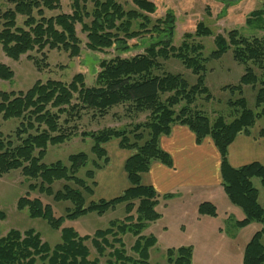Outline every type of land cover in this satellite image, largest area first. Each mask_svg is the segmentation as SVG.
<instances>
[{
    "label": "trees",
    "instance_id": "16d2710c",
    "mask_svg": "<svg viewBox=\"0 0 264 264\" xmlns=\"http://www.w3.org/2000/svg\"><path fill=\"white\" fill-rule=\"evenodd\" d=\"M13 1L14 9L0 13V44L5 55L16 61L29 57L33 51L44 54L45 59L44 51L48 50H63L69 52L70 57L78 56L81 43L76 31L78 24L92 51L111 49L117 43L122 45L144 33L160 34L167 40L150 44L144 53L132 58L104 60L96 87L86 86L84 75L77 74L69 84L57 80L38 81L27 92L0 93V118L20 120L15 133L18 145L14 144L12 136L0 135V176L21 170L32 180H40L30 185L32 191L38 190L52 196L55 202H70L73 206L66 209L65 216L55 218L51 205H45L40 199L31 200L29 196L22 198L19 209L29 208L33 218L47 220L53 229H62L63 241L51 248L35 231L11 230L0 238V264H99V259L90 260L89 241L100 257H110L107 264H150L149 252L157 245V240L144 236L143 232L150 223L159 220L157 207L162 196L141 180L153 162L173 166L170 156L160 147V139L169 136L176 123L189 127L198 145L208 138L213 141L221 158L224 191L230 202L245 214L237 226L245 228L253 222L262 226L246 246L243 264H264V204H260L259 190L253 184L254 179H260L264 189V166L254 162L233 168L228 161V149L236 137L264 119V37L250 40L237 30L231 31L228 37L215 36L216 50L210 59L221 58L233 47L236 61L246 67L241 85L225 89L242 92L243 86H252L257 93L256 110L249 109L242 97L229 102L238 112L231 122L223 115L211 120L195 106L199 95H208L202 73L206 71L204 62L209 58H204L203 45L192 41L191 34L185 36L179 47L173 45L174 12L168 11L167 16L158 19L149 30L150 15L157 13V5L151 0H130L135 9L128 11L116 0H69L71 14L49 18L45 10L59 9L61 0ZM18 16L25 17L23 26L17 25ZM253 18H264V4L253 13ZM136 24L137 29H134ZM195 36L210 37L214 32L201 22ZM170 58L179 59L199 75L198 83L191 86L183 76L165 72L163 62ZM255 66L260 75L255 72ZM13 78L11 68L0 64V79L12 81ZM178 106H181L179 110ZM116 107L124 108L126 116L149 113L148 119L133 126L106 127L79 134L74 123L81 121L84 113L91 112L92 118L103 119ZM260 134L264 137V129ZM78 136L93 141L91 150L97 158L93 161L96 169H88L85 178L78 176L89 165V156L84 152L70 155L69 165L61 161L51 165L43 163L49 146L62 145ZM115 141L119 142L120 149L130 152L125 164L130 187L118 197L100 199L87 206L85 194L93 198L96 173L109 163L106 146ZM102 159L103 165L99 161ZM58 182L65 184L55 191L53 185ZM120 204L126 205L124 220L98 230L94 236H81L74 228H62L67 220L75 221L92 212L103 216ZM198 212L217 216L216 207L208 202L202 203ZM5 219V213L0 212V221ZM128 234L136 239L131 248L136 257L126 251L124 238ZM167 257L168 264H193V249L191 246L169 249Z\"/></svg>",
    "mask_w": 264,
    "mask_h": 264
},
{
    "label": "rangeland",
    "instance_id": "374dc122",
    "mask_svg": "<svg viewBox=\"0 0 264 264\" xmlns=\"http://www.w3.org/2000/svg\"><path fill=\"white\" fill-rule=\"evenodd\" d=\"M125 10L135 9L130 0H116ZM157 5V13L150 15L151 23L148 29L157 23L160 18H165L168 11L176 15V29L173 36V45L179 47L187 34L192 35V41L203 45V56L209 58L204 62L206 71L202 73L204 85L208 89V95L201 94L197 97L195 103L196 110L202 111L211 120L223 115L228 122L237 117L238 112L229 104L240 98H245L249 109L256 110L257 89L252 86H243L242 92L231 90L225 87H236L241 85V79L246 73V67L236 61L234 48L231 47L221 58L214 59L210 56L216 50L214 42L215 36L223 35L228 37L231 31L237 30L242 37L250 40L264 37V18H253V13L259 10L264 2L262 0H151ZM13 0H0V13L15 8ZM71 14V2L61 0L60 8L56 10H45L46 17H54L59 14ZM25 17L18 16L17 25L23 26ZM205 23L209 29L214 32V36H195L196 28L199 23ZM137 24L134 29H137ZM1 27V24H0ZM77 35L81 41L80 54L76 57H70L69 52L63 50L44 51L39 54L37 51L29 53V57L23 56L20 60H13L5 55L0 44V64L11 68L14 72L12 81L0 79V93L2 92H27L38 81L46 82L48 80L62 81L71 83L74 76L82 74L85 77V84L88 87H96L99 73L101 72V63L104 60H111L116 57L132 58L145 52L150 44L159 40H167L163 35L156 33H144L141 37L132 40H126V43L104 51H92L87 47V36L82 32L81 25L76 26ZM160 35V36H157ZM194 37V38H193ZM253 66V65H252ZM255 72L260 75L257 67H253ZM163 70L168 73L181 75L187 82L194 86L198 83L199 75L189 70L179 59L170 58L163 62ZM259 89V86H257ZM74 103H77L75 100ZM194 107V106H193ZM181 106L177 107L179 110ZM149 113L126 116L128 113L122 107L114 108L105 118H92L93 113H84L81 121H75L79 134L84 131H98L106 127H122L124 125L145 123ZM19 119H10L4 121L0 118V135L4 138L13 137L15 145L19 144L15 133L19 127ZM130 126V127H131ZM253 128L256 130L264 129V119L260 120ZM94 143L91 139H83L78 136L68 142L49 146L47 155L43 159L46 165L54 164L58 161L66 165L68 157L72 154L84 152L89 156V165L82 169L78 176L85 178L88 169H96L93 161L96 156L92 153ZM119 147V142H111L106 146L109 163L98 174L106 173L107 167H113L115 149ZM113 160V161H112ZM104 164V160H99ZM111 163V164H110ZM115 163V162H114ZM118 165V164H117ZM126 173V172H125ZM101 176V175H100ZM90 182V181H89ZM40 183L25 176L21 170H11L0 176V212L5 213L6 219L0 221V238L6 236L11 230L21 233L35 231L39 234L43 242L54 248L63 241L62 229H53L47 220L33 218L29 208L19 209L18 205L22 198L29 196V199H40L45 205H51L55 218L66 215V209L72 208L70 202H55L52 196L42 194L40 191H32L30 185ZM65 182H58L53 185L55 191H59ZM253 184L259 190V202L264 204V189L260 179H254ZM95 194L92 197L85 194L87 206L94 201H99ZM215 193L211 190L201 191L193 194L190 199L181 196L179 200L173 202L167 210L159 208L165 217L160 225L168 226V233L161 234V228H156L155 236L158 234V244L156 248L149 252L148 262L150 264H168L167 250L177 249L179 246H192L193 264H243L244 252L253 236L261 230L260 223L253 222L245 228L236 226L237 220L241 219L244 212L241 208L235 207V211L228 209L224 202L217 200L219 207V218H205L201 222L188 223L187 233H180V228L175 225L178 220L194 219L195 205L197 202H206L213 198ZM229 205H234L228 200ZM125 204L118 205L115 209L108 211L103 216L97 213H88L86 216L75 220L65 221L62 228H74L81 236H94L98 230H105L113 223L123 221L126 215ZM235 206V205H234ZM232 206V207H234ZM194 207V208H193ZM193 208V209H192ZM197 210V209H196ZM197 212V211H196ZM178 213V215H175ZM203 216V215H201ZM185 221V222H186ZM222 228L220 230L219 228ZM148 229V228H147ZM146 229V230H147ZM146 230L143 234H147ZM135 238L128 234L124 238V244L129 256L136 257L132 252ZM264 242V239H263ZM87 245L90 250V260L99 259V264H107L108 257H100L93 244L89 241ZM194 246V248H193ZM195 250V256H194ZM112 250H108L110 253Z\"/></svg>",
    "mask_w": 264,
    "mask_h": 264
},
{
    "label": "crops",
    "instance_id": "0c3cea01",
    "mask_svg": "<svg viewBox=\"0 0 264 264\" xmlns=\"http://www.w3.org/2000/svg\"><path fill=\"white\" fill-rule=\"evenodd\" d=\"M262 1L264 2V0ZM260 132V130L251 128L236 137L228 149V161L233 168H240L254 162L264 166V137L261 136ZM160 147L170 156L173 166L168 167L156 161L152 163L149 172L142 176V184L154 187L162 196L160 205L157 207L160 218L148 225L147 234L144 236L155 237L158 244V234H156L157 236L154 235L156 233L155 229L161 228V234L168 233V226L160 225L165 217L159 208L162 207L167 210L181 196L186 197L185 199L187 200L197 192L213 191L215 193L213 198L206 202L212 203L216 207L217 216L199 215L198 208L204 202H197L195 208L193 207L195 209L194 219L188 220V222L179 219L178 223H176L175 227L181 230L178 236L182 233L184 235L187 233L186 225L192 220H194V223L201 222L205 218L217 220L219 218L217 200L224 202L228 209L235 211L236 206L229 205V199L222 186L220 154L210 138L198 145L195 135L189 127L176 123L172 126L171 134L160 139ZM114 149L115 153L113 154H117L114 159H117L112 160L113 167H107L104 171V173L107 172L105 176H102V173H96L97 190L95 197H98L99 200H109L118 197L130 187L128 176L125 173V164L130 157V152L122 150L120 147ZM175 215H178V213ZM239 217L241 219L237 220V222L243 220L245 214L243 216L239 215ZM219 229L222 230L221 227Z\"/></svg>",
    "mask_w": 264,
    "mask_h": 264
}]
</instances>
